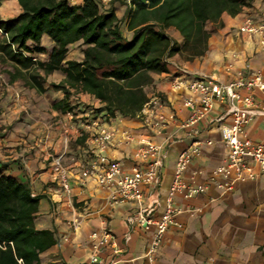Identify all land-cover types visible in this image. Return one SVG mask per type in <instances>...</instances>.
I'll return each mask as SVG.
<instances>
[{
    "label": "crops",
    "instance_id": "0c3cea01",
    "mask_svg": "<svg viewBox=\"0 0 264 264\" xmlns=\"http://www.w3.org/2000/svg\"><path fill=\"white\" fill-rule=\"evenodd\" d=\"M84 1L69 0L73 6H81ZM129 7L128 0H107L103 10H114L122 23L124 35L131 38L133 33L127 28L126 18ZM21 12L18 0H0L2 20L17 17ZM248 14L264 21V0H252L251 5L236 17L224 14V26L212 32L209 50L204 57L186 61L177 55L170 60L169 72L155 77L150 97L160 95L163 103L157 111L167 117L172 114L176 117L174 121L167 122L161 133L140 119L122 116H117L111 120L110 126L107 125L115 132L106 151L107 156L120 161L126 172H130L135 165H144L135 158L141 139L163 147L165 160L160 169V182L146 190L147 195L157 194L160 197L161 207L155 217H160L164 210L182 150L194 141L204 143L202 156L193 160L185 180L196 173L197 182H208L213 170L227 161L229 149L222 141L221 130L232 123V118L226 117L219 123L215 120L227 112L228 106L217 102L205 119L192 128L184 129L181 125L190 115V110L184 106V98L189 92L175 91L172 79L180 74L178 67L190 73H181L186 78L202 75L223 83L234 80L240 73H248V65L264 74V52L260 48L259 37L238 33ZM167 32L173 39L182 42L178 31L169 29ZM42 45L48 52L54 48V43L47 36L43 37ZM78 46L81 43L69 47L67 61L83 60L82 51L76 56L71 53ZM35 58L45 61L47 55L40 54ZM64 79L63 71L52 73L46 79V93L38 94L24 87L20 81L10 84L8 77L0 74V171L29 184L33 196L39 198L36 228L56 233L58 242L41 254L42 264H90L91 258L97 254L90 236L94 231L104 229L116 236L118 248L104 249L99 255L104 261H114L115 264H264L263 175L253 181L236 183L232 191L220 188L219 183L224 181L219 179L197 198L186 200L176 197V205L184 210L178 218L183 228L170 229L155 260L149 261L146 252L154 231H143L139 225H132L127 220L137 204L127 202L112 206L105 188L94 182H88L86 186L78 182L83 163L90 160L92 145L87 140L88 134L78 137L76 130L82 128L84 122L91 121L96 116L93 109L102 105L89 95H81L82 107L77 108L78 115L73 120L55 110L54 104L63 100L65 95L54 85ZM90 104L93 107H88ZM57 118V126L52 127L51 123ZM67 127L71 128L68 149L64 143ZM44 128H48L47 133L43 132ZM246 132L252 141L263 142L264 115H256L247 125ZM81 138H85L83 143L79 142ZM206 141L213 144L207 146ZM62 154L64 164L71 170L73 193L70 197L51 176L52 160ZM75 157L77 162L74 163L72 158ZM255 170L259 172L257 166ZM73 221L79 223L76 228Z\"/></svg>",
    "mask_w": 264,
    "mask_h": 264
},
{
    "label": "trees",
    "instance_id": "16d2710c",
    "mask_svg": "<svg viewBox=\"0 0 264 264\" xmlns=\"http://www.w3.org/2000/svg\"><path fill=\"white\" fill-rule=\"evenodd\" d=\"M128 1L131 38L124 35L115 11L103 10L99 0H85L81 6L69 0H18L22 12L0 18V62L7 66L0 74L10 84L20 81L44 94L47 77L61 70L65 79L54 88L65 96L54 104L55 110L75 118L81 95H89L102 105L93 109L97 117L92 120L100 118L110 126L117 116L138 119L150 101L155 77L169 72L170 60L177 55L186 61L204 57L213 32L208 24L220 29L224 14L236 17L252 2ZM169 29L178 31L182 42L173 39ZM44 36L54 43L51 52L42 45ZM76 43H81L83 60L67 61L69 47ZM40 54L47 59L36 60ZM38 212L39 198L29 184L0 171V264H42L41 254L57 244L54 231L36 228Z\"/></svg>",
    "mask_w": 264,
    "mask_h": 264
},
{
    "label": "built area",
    "instance_id": "2783aa9c",
    "mask_svg": "<svg viewBox=\"0 0 264 264\" xmlns=\"http://www.w3.org/2000/svg\"><path fill=\"white\" fill-rule=\"evenodd\" d=\"M99 2L104 5L107 0H99ZM0 32L2 33L1 30ZM238 33L258 36L260 48L264 52V21H259L255 16L248 14L238 28ZM246 70L248 73H240L234 80L223 83L214 77L202 75H197V78H186L181 73L187 75L190 73L178 67L180 74L173 77L172 88L175 91L187 90L189 92V95L184 98V106L190 110L189 118L182 123L181 127L187 129L196 126L214 110L217 102L226 104L227 112L215 121L219 123L226 117L232 118V123L223 126L221 130L222 141L229 149V154L226 163L213 170L207 179L208 182L200 183L196 181V173L189 180H185V174L193 160L202 156L204 143L194 141L182 150L178 156L174 181L160 217H155V213L161 207L159 195H147L146 190L160 182V169L165 160L163 147L153 141L141 139L135 158L144 165H135L130 172H126L120 161L111 160L107 156L106 151L113 141L115 132L110 130L106 124L96 119L84 122L82 128L76 130L78 137L88 134L87 140L93 146L89 149L90 160L82 165L78 182L81 186L94 182L105 188L112 206L127 202L137 204V208L132 210L127 220L132 225H139L143 231H154L146 252L149 261L155 260L170 229L183 228L178 218L184 210L176 205V197L181 196L186 200L197 198L210 189L211 183H218L219 179L224 181L219 183L220 188L232 191L238 182L245 183L256 180L260 175L264 176V141L260 143L252 141L246 132L247 125L256 115H264V74L254 71L249 65ZM258 97L259 101H257ZM162 105L161 96L154 94L138 116V119L159 133L165 128L167 122L176 119L173 114L167 117L158 112L157 108ZM67 116L70 120L74 119L73 114H67ZM70 131L69 127L65 130L66 149L69 148L71 141ZM47 140L48 137L45 138V141ZM205 144L211 146L213 142L206 141ZM72 162H77L76 157L72 158ZM255 166L258 167L259 172L255 170ZM70 175V168L64 164V154L54 157L51 176L59 182V188L68 197L73 193ZM190 211L193 210L190 209ZM78 224L73 221L74 228ZM90 239L97 253L91 258L90 264H115L114 261H104L99 253L107 248L117 250L116 236L110 230L104 229L94 231Z\"/></svg>",
    "mask_w": 264,
    "mask_h": 264
},
{
    "label": "rangeland",
    "instance_id": "374dc122",
    "mask_svg": "<svg viewBox=\"0 0 264 264\" xmlns=\"http://www.w3.org/2000/svg\"><path fill=\"white\" fill-rule=\"evenodd\" d=\"M208 29L209 30H211V31H214L215 30V26L213 25V24H211V23H209L208 24ZM0 38H2V36H1V34H0ZM82 50V48H81V46H78V47H76L75 49H73L72 51H71V53H72V55L73 56H76V55H78V53L80 52ZM7 66H5L4 64H2L1 62H0V70H4V68H6ZM17 97H19V96H17ZM21 97V96H20ZM40 102V101H39ZM25 114V113H24ZM55 119V118H54ZM56 121H58V118L56 119V120H53V122L51 123V126L52 127H56L57 126V124H56ZM25 122V121H24ZM30 122V121H29ZM43 130V132L44 133H47V131H48V128H44V129H42ZM42 132V133H43ZM46 137H48V136H46ZM75 140V139H74Z\"/></svg>",
    "mask_w": 264,
    "mask_h": 264
}]
</instances>
